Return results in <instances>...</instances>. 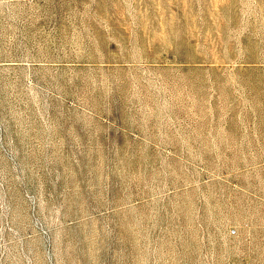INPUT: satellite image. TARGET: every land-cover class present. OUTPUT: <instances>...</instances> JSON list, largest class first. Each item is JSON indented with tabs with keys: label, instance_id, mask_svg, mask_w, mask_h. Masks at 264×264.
Segmentation results:
<instances>
[{
	"label": "rangeland",
	"instance_id": "374dc122",
	"mask_svg": "<svg viewBox=\"0 0 264 264\" xmlns=\"http://www.w3.org/2000/svg\"><path fill=\"white\" fill-rule=\"evenodd\" d=\"M0 264H264V0H0Z\"/></svg>",
	"mask_w": 264,
	"mask_h": 264
}]
</instances>
